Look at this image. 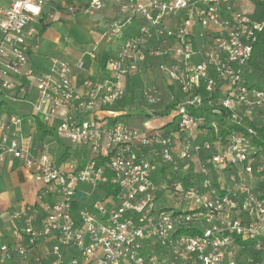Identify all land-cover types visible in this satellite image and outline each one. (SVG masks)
<instances>
[{
    "label": "built area",
    "instance_id": "obj_1",
    "mask_svg": "<svg viewBox=\"0 0 264 264\" xmlns=\"http://www.w3.org/2000/svg\"><path fill=\"white\" fill-rule=\"evenodd\" d=\"M105 7H116L120 18L102 38L119 40L125 26L137 23L107 58L106 76L84 79L75 93L69 63L49 58L50 74L33 80L35 104L24 92L22 70L37 25L55 20L56 6L11 0L0 9V97L22 100L43 112L45 122L65 109L54 134L80 151L57 161L23 135L17 115L0 117V169L18 162L41 186L36 199L42 208L40 215L33 207L15 214L26 242L2 251L25 257L40 241H50L37 263L239 264V253L246 257L242 264H264V198L258 193L264 159L252 144L256 131L244 124L253 114L264 120V81L260 89L247 85L263 24L221 0H90L83 12ZM175 18L180 23L171 28L168 20ZM151 61L181 97L168 123L148 131L109 109L124 98L127 79ZM142 100L141 110L154 116L159 93L144 88ZM105 112L108 117L98 116ZM222 120L242 130L222 139ZM206 133L214 140H197ZM103 184L115 194L106 196L98 188ZM162 198L164 206L157 204Z\"/></svg>",
    "mask_w": 264,
    "mask_h": 264
},
{
    "label": "crops",
    "instance_id": "obj_2",
    "mask_svg": "<svg viewBox=\"0 0 264 264\" xmlns=\"http://www.w3.org/2000/svg\"><path fill=\"white\" fill-rule=\"evenodd\" d=\"M47 1L49 4L56 6L57 13L55 20L44 21L42 25H37L41 32L33 42L29 52L28 63L22 70V83L25 84L24 92L29 100L32 99L30 102L33 104L36 102V89L33 86V80L37 75L47 76L50 74L49 58L69 63L71 67V86L73 92L79 93L81 82L84 79L88 78L92 81L103 80L107 72V58L115 53L119 44L129 35V32L137 28L136 22L132 25L125 26L121 39L108 41L102 38V34L115 19L120 18L116 7H105L93 14H87L83 11L90 0ZM10 2L11 0H0V9L8 6ZM221 3L229 4L237 10H243V12H250L252 8L247 6L246 0H221ZM168 23L171 28H175L180 23V19H171L168 20ZM197 30V26H195L193 31L196 36ZM1 36L0 33V39ZM91 53L94 57L91 56ZM80 61L83 63L82 68L78 67V62ZM154 66H156V62L151 61L149 66L145 67L141 73L129 77L126 82L127 90L135 92L137 97L144 88H152L159 93L161 88L155 85L157 84L156 78L149 75L150 67ZM3 99L6 100L5 97H0V117L8 118L15 113L12 112L14 111L12 107L7 105L5 101H2ZM22 109V113L19 112L20 115L17 113L15 115L20 120L21 118L23 119V122L20 124L23 135H30L36 147L49 149L52 158L55 156L62 158L64 154L57 152L58 147L53 148L50 143L45 142L51 136H43L38 127H36L34 119L41 120L42 123L54 131V123H60L68 112L62 108L57 109L49 122H45L44 113L34 112L29 104L24 103ZM112 112H114V115L121 113L119 115L120 117L123 113V111L120 112L117 110ZM106 114L105 112L98 116L108 117ZM83 117L81 116L79 119ZM159 118H168V116L149 117L141 109H137L135 114L127 118L126 123L141 129L147 127L151 120L154 121ZM168 128L165 127V129ZM38 134L42 135L41 138H37L39 137ZM53 135L55 136V134ZM198 136L200 139L203 137V135ZM70 152L69 158L73 156L77 157L80 154V151L73 147L70 149ZM40 187L38 183L29 178L25 169L19 166L18 162L8 161L0 169V264H41V262L37 263L35 260L36 257H43L48 254L51 244L50 241H40L36 251L33 250L34 248L30 249L28 255L25 257H21L15 252L10 253L8 256L6 252L1 250L3 246H6L10 250L25 244L26 239L23 235V223L20 218L15 217V214L25 211L28 207H33L37 214H42V208L36 199L37 191ZM94 193L96 192H93L94 197H97ZM45 262H48V258L43 260V263Z\"/></svg>",
    "mask_w": 264,
    "mask_h": 264
},
{
    "label": "trees",
    "instance_id": "obj_3",
    "mask_svg": "<svg viewBox=\"0 0 264 264\" xmlns=\"http://www.w3.org/2000/svg\"><path fill=\"white\" fill-rule=\"evenodd\" d=\"M243 13L250 15L253 21L263 24L262 31L257 34V39L253 46L252 58L250 61V68L253 70L254 74L251 76H248L247 78V85L250 88L260 89L263 86L264 80L261 78L259 80V78H256V75L261 76L260 74H264V70L260 67V62L264 61V0H255L251 8V11L250 12L248 11V13L247 12H243ZM40 32L41 31H39V33ZM167 90L171 94V98H172L171 102L169 103V105L165 107V109L161 113H157L154 116H168V114L172 111V109H174L175 105L179 102L181 94H180V91L177 89V87L168 85ZM126 91H129V90H127L126 88ZM142 91L143 89L140 91V94H139L140 99L142 98ZM199 92L201 93L204 99L207 97V94L203 90H200ZM130 99L131 98H126V94H125L124 98L116 105L110 107L109 110L115 111L117 109V106L119 105L123 107L122 109L128 108L129 107L128 103ZM221 110L224 116L228 115V112L226 110L224 109H221ZM209 111H210L209 107L203 109V112L208 113ZM253 115H254V119L251 121L246 120L244 124L251 126V128H253L256 131L257 135L256 137H254L252 144L257 150V156H261L264 158V120H261L259 117H257L258 116L257 114H253ZM34 121H35L36 127H38V129L40 130L43 136H52L54 134L53 129L47 127L44 123H42L37 118H35ZM218 125H219L218 127L219 136L222 139H224L226 135L230 133L238 132L242 130L241 127H237L236 125H233V124H228L227 122H225V120L220 121ZM202 139L206 141L214 140V138L212 137V134L210 133L208 134L206 133V135L203 136ZM197 140H199L198 137H197ZM69 152L70 151L66 149V152L64 153L62 158L63 159L69 158L71 154V152L70 153ZM188 184H189V179L187 181L185 180L184 186H187ZM98 188L102 192H104L106 196L115 194L116 192V189L110 184H103V185H100ZM258 193L260 197L264 198V176H263V179H261V181L258 183Z\"/></svg>",
    "mask_w": 264,
    "mask_h": 264
},
{
    "label": "rangeland",
    "instance_id": "obj_4",
    "mask_svg": "<svg viewBox=\"0 0 264 264\" xmlns=\"http://www.w3.org/2000/svg\"><path fill=\"white\" fill-rule=\"evenodd\" d=\"M254 2H255V0H246V4L249 7H252ZM242 12H243V10H242ZM247 13H248V11H247ZM260 67L264 70V61H261L260 62ZM149 75H151L153 78H156L157 84H155V85L157 87L161 88V90H159L160 103L157 104V106L154 109V113H152V114L155 115L157 113H161L165 109V107L167 105H169V103L171 102V94L168 92V90H167V86L168 85H167V83L165 81H163V78L160 75V73L157 71L156 66L150 67ZM260 75L261 76L256 75V78H259V80H260V78L261 79L264 78L263 77L264 74H260ZM143 85H144V83H143ZM125 93H126V98H131L130 101H129V103H128L129 104L128 110L126 112H124L122 110L123 107L120 106V105L117 106V109L116 110L117 111L118 110L123 111L121 117L123 118V120L126 119L125 122H127V118L128 117H130L133 114H135L137 109L140 110L144 106V101L142 100V98L140 99L139 96L137 97V95L133 91H131V92L126 91ZM30 100L32 101V99H30ZM2 101H5V103L7 105H9L10 107L13 108V110H14V111H12L13 113H15V114L17 113L18 115H20V113H22L21 112L23 110L22 107H24L23 101H19L18 99H15L13 97L12 98H7L6 100L3 99ZM142 112L144 113V111H142ZM149 116L152 117L153 115H149ZM168 118H170V117L168 116ZM168 118H159V119L154 120L155 122L151 120L150 124L147 127H145L144 129H146V130L149 131V130H152V129L160 128V127H162L163 125L166 124V122L168 121ZM22 120L23 119L21 118V122H23ZM58 125H59V123L58 124L57 123H54L53 128L54 129L57 128ZM38 136L39 137H37V138H41L42 135L41 134L40 135L38 134ZM198 139H199V137H198ZM45 142L48 143V144L50 143L53 146V148L54 147H58L57 152H59L60 154H64L66 152V149H68L69 151H70V149H72V146L69 143V141L60 139L56 135L55 136L52 135L51 138H48V140H45ZM44 149L50 155V153H51L50 150L47 149V148H44ZM54 159L55 160L64 161V159H62L61 157H58V156H55ZM81 189L87 191L88 194L89 193H92V189H90V188L85 189L84 187H81ZM94 194H96L97 198H99L101 196V193L100 192H96ZM164 202H165V198H162V199H159L157 201V204L160 205V206H164ZM236 256H238V258H237L238 260L237 261H238L239 264L245 263L246 257L243 254L237 253Z\"/></svg>",
    "mask_w": 264,
    "mask_h": 264
},
{
    "label": "water",
    "instance_id": "obj_5",
    "mask_svg": "<svg viewBox=\"0 0 264 264\" xmlns=\"http://www.w3.org/2000/svg\"><path fill=\"white\" fill-rule=\"evenodd\" d=\"M76 196H77V197H80L81 200H83V193H82L81 191H77V192H76Z\"/></svg>",
    "mask_w": 264,
    "mask_h": 264
}]
</instances>
